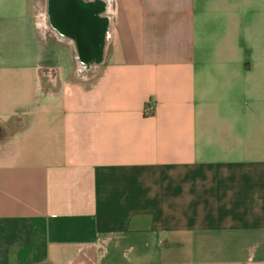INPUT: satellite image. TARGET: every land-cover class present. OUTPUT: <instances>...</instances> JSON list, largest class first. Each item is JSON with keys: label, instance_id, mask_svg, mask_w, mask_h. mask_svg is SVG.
I'll use <instances>...</instances> for the list:
<instances>
[{"label": "crops", "instance_id": "1", "mask_svg": "<svg viewBox=\"0 0 264 264\" xmlns=\"http://www.w3.org/2000/svg\"><path fill=\"white\" fill-rule=\"evenodd\" d=\"M28 8L0 0L38 49L0 67V264H264V0H115L90 66Z\"/></svg>", "mask_w": 264, "mask_h": 264}, {"label": "rangeland", "instance_id": "2", "mask_svg": "<svg viewBox=\"0 0 264 264\" xmlns=\"http://www.w3.org/2000/svg\"><path fill=\"white\" fill-rule=\"evenodd\" d=\"M28 14L33 33L39 40L43 57L46 58L51 48L56 46L59 49L60 46L58 43L55 45L46 34V25L43 18V0H29ZM116 19L117 14L115 13L111 22L114 24ZM36 53H38L36 42L33 39H27L23 29L18 28L16 25L9 27L6 23L0 24V67L1 65L30 66V62L35 63ZM24 54L26 59L22 58ZM21 90V85L6 84L4 76H0V97L13 100L19 99L22 98Z\"/></svg>", "mask_w": 264, "mask_h": 264}, {"label": "water", "instance_id": "3", "mask_svg": "<svg viewBox=\"0 0 264 264\" xmlns=\"http://www.w3.org/2000/svg\"><path fill=\"white\" fill-rule=\"evenodd\" d=\"M96 7L92 4L73 3L71 15L62 24L80 52L78 60L85 66L99 62L106 36V19L97 23L94 18Z\"/></svg>", "mask_w": 264, "mask_h": 264}, {"label": "flooded vegetation", "instance_id": "4", "mask_svg": "<svg viewBox=\"0 0 264 264\" xmlns=\"http://www.w3.org/2000/svg\"><path fill=\"white\" fill-rule=\"evenodd\" d=\"M79 1L82 4H92L96 7L94 18L97 23L106 19L107 25H110L114 14L115 0H43V18L46 25V34L54 43L57 42L59 48L67 53L80 52L76 42L70 38L68 32L62 24L71 15L73 3ZM42 22V20H41ZM107 39L110 36L108 26L106 27ZM58 40V41H57Z\"/></svg>", "mask_w": 264, "mask_h": 264}, {"label": "bare ground", "instance_id": "5", "mask_svg": "<svg viewBox=\"0 0 264 264\" xmlns=\"http://www.w3.org/2000/svg\"><path fill=\"white\" fill-rule=\"evenodd\" d=\"M42 23V22H41Z\"/></svg>", "mask_w": 264, "mask_h": 264}]
</instances>
